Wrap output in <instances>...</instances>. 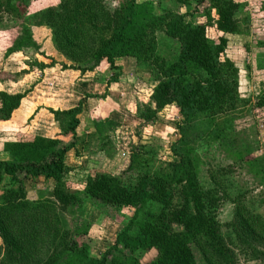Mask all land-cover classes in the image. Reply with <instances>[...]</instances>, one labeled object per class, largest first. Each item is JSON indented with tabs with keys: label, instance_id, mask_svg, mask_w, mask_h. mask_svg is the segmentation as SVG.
I'll use <instances>...</instances> for the list:
<instances>
[{
	"label": "trees",
	"instance_id": "16d2710c",
	"mask_svg": "<svg viewBox=\"0 0 264 264\" xmlns=\"http://www.w3.org/2000/svg\"><path fill=\"white\" fill-rule=\"evenodd\" d=\"M162 1L59 0L56 7L31 15L30 0H0L1 27L14 25L20 31L5 56L28 50L44 55L30 27L33 19L45 18L56 50L74 63L61 64L62 70L84 75L107 66L112 83L118 81L123 68L135 67L153 86L148 103L136 107L141 128L153 125L166 107H173L180 119L177 139L170 145L172 161L161 162L157 148L137 136L121 175L88 174L77 185L79 189L66 180L65 158L76 149L82 128L78 117L87 98L70 110H50L59 136L72 141L20 133L14 141L4 142L0 264H143L137 255L152 250L156 256L147 264H198L193 248L210 264H236L237 254L223 235L219 219L226 201L235 205L231 228L238 252L247 261L264 262V217L243 205L240 195L231 198L226 192L223 179L229 170L209 167L211 186L201 181L202 167L217 153L240 163L248 174L261 176L258 182L264 187V171L254 167L261 158L240 142L234 128L249 102L240 96L239 70L226 56L224 35L240 33L238 16L245 6L235 0H169L175 6L163 7ZM199 7H204L206 22L187 21L200 13ZM211 23L223 34L216 43L206 35ZM161 36L178 44L175 59L160 53ZM13 81L17 78L0 79ZM24 96L0 91V122L10 120ZM256 107L264 109V90ZM93 124L99 151L114 150L102 120ZM38 181L53 185L46 186L37 199H29L26 183ZM88 201L117 212L133 210L113 246L99 258H92L86 244L79 245L75 239L86 235L90 224L73 231L60 225L59 213L74 215Z\"/></svg>",
	"mask_w": 264,
	"mask_h": 264
},
{
	"label": "rangeland",
	"instance_id": "374dc122",
	"mask_svg": "<svg viewBox=\"0 0 264 264\" xmlns=\"http://www.w3.org/2000/svg\"><path fill=\"white\" fill-rule=\"evenodd\" d=\"M139 1L146 2L152 0ZM235 1L245 6V10L238 16L240 33L237 35H224L228 39L226 56L239 70V93L249 103L243 110L241 117L235 120L234 128L239 134L238 139L240 142L247 144L251 148L253 156L261 158V162L254 165L255 169L264 171V109L256 107V101L260 97L261 91L264 90V11H261V3L264 0ZM58 2L59 0H30L29 14L33 15L49 7H56ZM161 6L174 7L175 5L169 0H163ZM202 8L204 7L198 8L199 14L187 17V21L205 23L206 16L202 12ZM178 11L183 12L182 9H178ZM211 18L215 20L213 12L211 13ZM33 22L30 31L33 40L40 45V50L44 55L28 50L25 53H14L5 56V50L11 46L20 31L14 25L8 27H1L0 25V79L16 77L20 81L26 77L25 70L36 71V66L42 64L46 67H51L50 69L45 67L44 74L52 77L54 80L58 79V77L65 81L77 79L78 75L74 73V70H71L73 71L71 72L61 69V64L72 66L74 63L70 62L56 50L52 28L47 24L45 18L33 19ZM206 35L209 41L214 43L223 36L217 31L214 23H211L207 28ZM158 43L160 53L163 56L168 59H175L177 57L178 44L175 41L161 36ZM52 62L55 63L54 66L51 65ZM110 76L111 71L109 68L101 65L93 72H87L80 78L102 82L110 78ZM28 79L29 81L25 85V90L27 89L26 93L31 94L30 97L48 95L46 94L48 91L44 88L45 85H41V83L36 81V79H32V77H28ZM143 79L135 77V74L134 76L128 75L126 78L122 77V75L119 77L118 81L124 86L125 91L129 94V98L120 105L123 121L121 122V127L116 128L117 134L114 137L117 150L107 153L97 151L95 155H91L92 159L87 161L88 167L84 168V171L88 174L108 173L114 176L121 175L129 164L130 147L137 136L140 138V142L157 148V155L161 162L172 161L174 159L170 152V145L177 139L178 135L176 123L180 119L177 116L176 110L173 107L164 108L158 113L154 124L145 126L143 129L140 126L141 121L136 120L135 112L137 105L146 104L152 92V84L148 82L146 77ZM25 126L27 124H24L22 129H25ZM20 133L26 134L21 131L18 134ZM119 144L125 152L119 150ZM2 145L3 143L0 145V149H2ZM126 151H128V154ZM122 153H126V155L123 156ZM212 155L213 157H209L208 159L207 166L201 169V181H204L206 186H211L206 172L209 167L229 170L223 179L224 184L227 186L226 192L231 198H237L240 195L243 205L264 217V187L260 186L258 182L261 176L248 174L244 166L241 168L240 163H233L226 159L224 155H218L217 153H213ZM66 180L73 187L75 186V189H79L77 185H82L84 179L80 178L78 172H71L67 174ZM45 187L46 184L42 181L26 183L29 199H37L45 193ZM2 195L3 190L0 188V203ZM234 210V203L226 201L221 207L219 219L223 226V235L227 240H231L232 248L237 254L236 264H264L262 261H247L243 254L238 252L236 236L231 228L235 219ZM132 214L133 210L131 209L117 212L88 201L74 215L59 213V216L61 227L70 229L71 231L75 227L82 228L84 224H90L87 234L79 237L76 236L75 239L79 245L86 244L87 254L92 256V258H99L113 246L117 233L126 224ZM193 251L198 264H210L208 261L206 262L198 249L193 248ZM112 256L117 257L119 254L112 252ZM137 256L141 263L147 264L155 258L156 252L152 250L147 253H139Z\"/></svg>",
	"mask_w": 264,
	"mask_h": 264
},
{
	"label": "crops",
	"instance_id": "0c3cea01",
	"mask_svg": "<svg viewBox=\"0 0 264 264\" xmlns=\"http://www.w3.org/2000/svg\"><path fill=\"white\" fill-rule=\"evenodd\" d=\"M36 69V71L25 70L26 77L20 81L17 80L16 82L8 83L0 82V91L2 92L8 94L25 93L24 98L21 100L18 108L13 112L10 120L0 122V145L7 141H14L15 136L20 131L30 136L58 138L62 140L63 143L72 141L71 137L59 136L58 127L54 122L50 110H70L77 107L81 100L87 98L83 106V111L78 117L82 128L80 135L76 138L75 151L77 154L75 151H70L66 154L65 158V164L69 169L68 174L71 172H78L80 178L84 179V183L87 177L86 175H88V173L84 171V168L86 169L88 167L87 161L92 159L91 155H95V153L99 151L98 134L94 130V120H102L110 140L112 141L114 150L116 151L117 146H115L116 144L114 141V137H116L115 134H117L116 128H119V126L121 127V122L123 121L120 105L129 98V94L125 91L124 86L120 84V81L109 83V78L102 82H96L90 79L83 80L80 78L83 77V75L75 71L74 73H77L78 76L77 79L73 81H65L59 77L54 80L52 77L44 74V68ZM134 74L135 77L145 78L144 74H137L135 72V67L126 66L123 68L122 77L124 76V78H126L128 75L134 76ZM28 77H32V79H36L41 85H45L44 88L48 91L45 93L48 95L43 97H30L31 94L26 93L27 89L25 90V85L27 81H29ZM151 87L153 88V86ZM43 102L47 103L43 104ZM44 105H46V107H44ZM24 124H27V126H25V129H22ZM125 145L123 146L125 147ZM118 146H120V144ZM120 148L119 150L125 152L124 149ZM126 153L128 154V151H126ZM126 153H122V155L125 156ZM1 157L3 156L0 149V158ZM45 184L46 186L53 185L51 181Z\"/></svg>",
	"mask_w": 264,
	"mask_h": 264
}]
</instances>
